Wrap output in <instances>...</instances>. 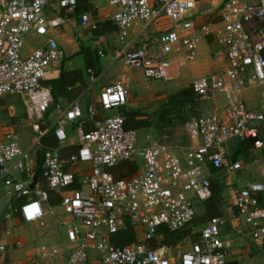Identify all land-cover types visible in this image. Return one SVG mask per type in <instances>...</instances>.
<instances>
[{"label":"built area","instance_id":"2783aa9c","mask_svg":"<svg viewBox=\"0 0 264 264\" xmlns=\"http://www.w3.org/2000/svg\"><path fill=\"white\" fill-rule=\"evenodd\" d=\"M201 1L109 0L115 9L112 19L116 34L123 44L118 58L125 67L139 69L147 78L168 80L172 52L179 50L188 60L197 58L198 30L212 37L215 55L227 61L221 71L192 83L195 101L222 94L227 103L213 113L191 116L187 121L191 144L185 161L160 140L147 135L144 144L138 129L125 127L126 114L121 107L128 104L129 92L123 80L104 87L99 102L91 104L87 112L80 97L65 106L57 104V119L43 127L54 103L53 91L44 81L52 64H60L65 53L57 39L50 37L45 45L24 55L25 38L32 31L46 35L66 22L62 15L48 17L49 5L57 4L71 12L79 0H7L0 8V108L4 97L24 96L27 119L34 123L30 148H23L16 138L0 140V180L12 197L25 199L20 211L28 222L44 224L49 191L61 195L60 205L68 216L60 224L67 227V236L74 244L63 264H86L91 251L100 255V264L230 263L221 216L205 222L191 248L183 250L178 261L166 246L150 244L160 236L162 227L177 231L193 226L198 215L194 198L207 201L212 197L214 170L230 175L243 169L242 161L230 160L225 148L228 142L253 141L255 149L263 150L254 160L261 164L264 174V104L263 110L257 111L242 98L245 88L264 85V0H220V20L198 24ZM163 21H172L173 25L155 38L146 36L151 26ZM89 23L96 26L91 13H83L82 24ZM135 29L139 32L131 38ZM90 73L94 82L97 76L92 69ZM89 122L92 126L85 128ZM69 123L77 124L79 146L76 152L65 155ZM51 132L57 144L44 147L43 138ZM43 147L42 172L47 189L39 185L33 188L15 172L34 175L32 150ZM123 161L136 165L133 174L117 177L107 169ZM80 163L90 164L94 172L80 179L81 186L70 189L77 178L74 167ZM261 192L264 182L246 181L236 191L235 204L238 215L251 227L252 239L264 251V208L258 198ZM127 222L142 227L144 237L117 245L111 237ZM51 254L48 246L41 244L31 264H42Z\"/></svg>","mask_w":264,"mask_h":264},{"label":"crops","instance_id":"0c3cea01","mask_svg":"<svg viewBox=\"0 0 264 264\" xmlns=\"http://www.w3.org/2000/svg\"><path fill=\"white\" fill-rule=\"evenodd\" d=\"M6 1L7 0H0V8ZM209 1L210 0H205V3L208 2L210 4L212 1L213 5H217V8L221 4L220 0ZM202 2L203 0L201 3ZM208 3L204 6L200 4L198 8L202 18H204L203 21L200 22L202 19L199 17L197 20L198 24L205 21L216 20L211 19L212 13L209 15L206 14L209 9L203 11L201 9L202 6L203 8H208ZM114 11L115 9L110 5L109 0H79L76 10L71 12L64 11L57 4H52L46 8L47 16L53 17L62 15L66 18V22L60 28L50 29L46 35H40L34 31L26 35V42L23 48L24 55H28L36 48L45 45L50 37L57 39L61 49L65 53L64 60L60 64L54 63L50 67L49 73L44 81L48 86L50 80L60 78L64 71L74 72L82 70V72L85 73V70L88 68L87 66L92 65V68L86 70V72L89 73L88 75L77 79L74 84L68 86V93L66 95L55 98L54 91L50 86L54 95V103L44 123H42L43 127L52 124L57 119L59 114L56 108L57 104L65 106L74 98L80 97L82 108L87 112L91 104L99 102L100 91L118 80L125 81L129 92V102L126 106L121 107V109L123 111L128 109H137L141 111L138 109V107L140 108L142 106L140 99L150 100V102L153 100L154 103L168 105L171 93L192 86L195 79L221 71L227 65L225 58L215 55V45L212 43V37L198 30L197 33L200 38V44L197 58L195 60H188L183 52L179 50L172 52L169 55L170 64L168 66L169 79L166 80L168 82L167 86H156L155 84H148L146 82L140 94H138L134 86L135 79H137L133 74L135 71L125 67L123 61L118 58V53L123 48V44L119 41L116 34V25L112 19ZM86 12L91 13V22L105 23V28H107V30L105 29V31L95 34L94 28L90 23L82 24V14ZM111 26L114 27V29L111 30ZM167 28L171 27L169 25L163 27L154 25L152 28L151 26L146 36L155 38L157 34L153 36L152 33L154 31L157 29L161 31ZM138 32L139 30L135 29L132 31L130 37L132 38L133 35ZM90 69H93L97 76L94 82L91 81ZM106 74L108 75L106 76ZM104 76H106L105 79ZM89 87V91L86 92ZM254 87L255 86L245 88L242 91V98L251 109L261 111L264 104V91L261 95L260 103H258L257 97L249 91L250 88ZM219 95L224 96L222 94H217L204 101L197 102L194 100L193 103L186 104L184 108L189 110L186 116L191 117V115L195 116L213 113L218 107L227 103L225 96V99L219 102L216 99ZM1 104L0 140L6 141L16 138L23 148H30L33 144L34 123L32 120L27 119L26 98L19 94L8 95L2 99ZM207 104L208 107L206 106ZM209 106L211 108H209ZM107 113H111V111ZM85 125V128H90L92 126L91 122ZM185 128L187 137L186 142H188V144L186 145V151L183 155H180L182 148L180 149L176 144L164 143L161 141L163 144L173 149L183 161H185L186 152L191 144L187 132V124ZM140 129L147 133L146 136L150 135L154 137L157 135L154 133L156 128L151 122L150 126ZM67 130L69 137L63 145V153L65 155L76 152L79 146V131L77 124L69 123ZM50 134L53 135V132ZM143 143L146 144L145 139H143ZM44 147L32 150V161L36 167V173L34 175H26L15 172L17 178L26 179L30 184H32L36 178L37 182L35 186L47 187V183L40 169V164L43 160V152L45 150ZM225 148L230 160L242 161L244 163L240 157L243 154H247L253 165V171L250 170V167L246 169L247 175L250 174L253 176H247L245 179L242 178L245 173H243L242 169L230 175L223 171L214 170L212 172V181L214 180V174L223 173V176L220 175L218 179L220 185L223 187L220 194L222 204L220 206L221 215L219 216L225 221L222 226V236L226 247L231 252L229 264H264V251L262 247L252 239L251 227L245 222L242 216L238 215V209L235 204L236 191L239 186L244 185L246 181L264 182L261 178V164L253 158L255 154L261 157L263 150L255 149L253 141L241 142L239 140L228 142ZM254 152L255 154H253ZM69 168H71V166H69ZM74 169L77 175V183L75 184V181V185L73 184L74 188L82 185L80 182L81 178L92 175L94 172L92 166L88 163H80L75 166ZM240 175L242 179H240ZM70 189L73 188L70 187ZM258 198L260 202L259 205L264 208V192L259 193ZM24 200L25 199L22 197H12L7 192V187H5L0 180V244L5 246V249L0 250V264H31L35 256L36 247L41 244L47 245L52 253L48 258L42 260V264H63L65 259L69 257L72 252L74 244L67 236V227L60 224V220L68 216L60 205L61 195L55 191L50 193L49 200L45 203L47 213L44 217V224L40 221H25L20 211V206ZM58 202L59 204H57ZM205 210L206 206L199 212L203 213ZM136 229L137 231L140 230L144 236L142 227ZM161 237L162 235L160 233L157 239L160 240ZM141 239L142 238L139 236L137 240ZM179 243L175 246H166L159 245L158 242L157 245H154V242L151 241L150 244L152 247L166 246L167 252L176 261L175 254H180L177 251ZM189 248H191V246ZM100 261L101 257L99 254L95 251H91L86 264H100Z\"/></svg>","mask_w":264,"mask_h":264},{"label":"rangeland","instance_id":"374dc122","mask_svg":"<svg viewBox=\"0 0 264 264\" xmlns=\"http://www.w3.org/2000/svg\"><path fill=\"white\" fill-rule=\"evenodd\" d=\"M250 1L256 2L258 0H250ZM206 3H208V2H206ZM206 3H205V0H203V2L201 4H203V6H204ZM203 6L201 7L202 11L209 9V11L206 13L207 15L212 13L211 19H216V20L219 19V16H218L219 15V9L217 8V5H215V4L213 5L212 1H211L210 4L208 3V6H207L208 8H203ZM200 19H202V20H200V22L203 21L204 18H202V15L200 16ZM216 20H214V21H216ZM159 25L161 27L166 26V25H169L171 27L173 25V22L172 21H163ZM153 27L154 26H152V28ZM159 33H160V31H159V29H157L152 34H153V36H155L156 34H157L156 36H158ZM25 42H26V38H25ZM22 52L24 54V49H22ZM131 70L135 71L133 74L136 76L137 79H135L134 86H135V89H136L138 94H140V91L143 89V86L146 84V82L148 84H150V83L155 84L156 86H167V84H168L167 81L147 78L144 75V73L139 69H131ZM107 75L108 74H106V76ZM106 76H104V79L106 78ZM249 91L252 92L257 97L258 103H260L261 95L264 91V85L255 86L254 88H250ZM149 99H151V98H149ZM216 99L220 102V101H223L225 98H224V96L219 95ZM140 101L142 103V106L140 108L138 107V109H140L144 113L143 119L150 121L152 123V125L156 128L154 133L157 135L154 136V138H157L164 143L167 142V143H171V144H176L177 146H179L180 149L182 148V152H180V155H183L184 152L186 151V145L188 144V142H186L187 137H186V133H185V131H186L185 127H186V122H187L188 118L190 117V116H186V114H187V112H189V110H187L186 108L183 107L181 110L170 111V112H168L169 113L168 118H166V117H164L162 112L166 113L167 110L169 109L167 104L154 103L153 100L150 102V100H146V99H143V100L140 99ZM140 101H139V103H140ZM211 101H213V100H211ZM153 104H155V105H153ZM206 106L208 107V104ZM209 108H211V107L209 106ZM261 110H263V109H261ZM107 114H109V113H107ZM146 134L147 133L145 131L139 129L140 140L143 141V139H145V141L147 143L148 139H147ZM253 154H255V152ZM254 157H258V155L255 154V156H253V158ZM240 158L244 161V163H243L244 168L242 169V171H243V173L245 172L244 173L245 177L243 175L242 178L245 179L247 176H253L250 174L247 175V173H246L247 167H250V170L253 171V165L251 164L252 161H251L250 157L247 154L246 155L243 154ZM116 174L119 175L120 174L119 171ZM220 175L223 176V173L220 172V173L214 174V180L215 179L218 180ZM239 177H240V179H242L241 175ZM261 178H262V180H264V174L262 173V171H261ZM194 202H195V207L198 211V215H197V218H196L193 226H191L190 228H188L186 230L187 234H186L185 239L181 243H179V245L177 246V251L180 254H175L176 261H178L180 255H181V252L184 249L189 248L191 246V243L195 241V239L199 235V231L201 230V228L203 227V225L205 224V222L209 218L207 215H205V212H203V213L199 212L205 208L206 201L199 200L198 198L195 197ZM139 236L142 239L144 237L140 230L138 231V237Z\"/></svg>","mask_w":264,"mask_h":264},{"label":"trees","instance_id":"16d2710c","mask_svg":"<svg viewBox=\"0 0 264 264\" xmlns=\"http://www.w3.org/2000/svg\"><path fill=\"white\" fill-rule=\"evenodd\" d=\"M218 20H220V18ZM105 27H106L105 23H100V22L96 23V26L94 27V33L99 34L100 32L105 31V29L107 30V28ZM110 29L112 30L114 29V27L111 26ZM87 67L92 68V65L87 66ZM88 68L86 70H88ZM86 70H85V73L82 72V70L74 71V72L64 71L62 72V75L60 78L50 80L48 83H49V86H51L54 91L55 98L66 95L68 93L69 85L74 84L77 79L83 78L89 74L88 72H86ZM195 97L196 95H195V92L192 86H189V87H186V88H183L181 90L171 93L169 103L167 105L169 109L167 110L166 113L162 112V114L164 115V117L168 118L169 116L168 112L173 111V110H181L186 104L193 103L195 100ZM124 113L126 114V122H125L126 128H136L139 130L140 128L150 126V122L147 121L146 119H143L142 117L144 116L143 112L137 109H128V110H124ZM56 142H57L56 138L50 133H48L43 138V144L45 146L56 144ZM241 142H244V141H241ZM40 169L42 172V161L40 164ZM107 169L112 171L115 175L119 171L120 174L117 175V177H124V176L133 174L134 171L136 170V165L130 161H123L117 164L116 166L109 167ZM42 175H43V172H42ZM76 183H77V180L75 184ZM74 185H72L71 188H74ZM222 188L223 187L220 185L217 179L212 181L213 195L209 200L206 201V210H205V215H207L209 218L213 216L221 215L220 206L222 202H221L220 194H221ZM51 192L53 191H49V193ZM59 202L57 204H59ZM186 230L187 228L182 229V230H177V231H171L167 228L162 227L159 230V232L162 235L161 239L159 240L155 238L152 241L154 242V245H157V242H158L159 245L175 246L176 244H178L181 240H183L186 237V234H187ZM137 232L138 231L136 227L131 222H127L126 227L121 229L117 233L113 234L111 238H112V241L117 245H126V244L133 243L138 239Z\"/></svg>","mask_w":264,"mask_h":264},{"label":"water","instance_id":"95a60500","mask_svg":"<svg viewBox=\"0 0 264 264\" xmlns=\"http://www.w3.org/2000/svg\"><path fill=\"white\" fill-rule=\"evenodd\" d=\"M36 182H37V179L35 178V179H34V181H33V183L31 184V187H33V188H34V186H35Z\"/></svg>","mask_w":264,"mask_h":264}]
</instances>
